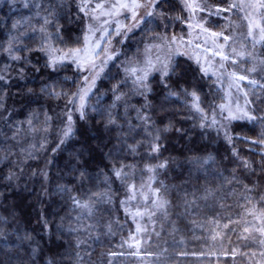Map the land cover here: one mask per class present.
I'll list each match as a JSON object with an SVG mask.
<instances>
[{"label": "trees", "instance_id": "trees-1", "mask_svg": "<svg viewBox=\"0 0 264 264\" xmlns=\"http://www.w3.org/2000/svg\"><path fill=\"white\" fill-rule=\"evenodd\" d=\"M206 2L229 17L233 0ZM156 9L166 21L152 33L183 30L179 0H160ZM225 17L208 26L239 50L231 51L235 72L258 81L242 83L256 119L230 122L225 132L204 124L191 94L202 115H212L226 91L180 57L136 101L146 103L158 131L154 154L130 133L124 55L98 80L84 119L68 103L84 75L47 61L46 45L83 46L87 19L79 0L0 1V264H264V42L253 43ZM262 17L264 9V25ZM147 38L132 35L123 52ZM68 111L74 132L61 144ZM146 166L155 167L153 188L166 203L154 219L140 221V232L127 197Z\"/></svg>", "mask_w": 264, "mask_h": 264}, {"label": "rangeland", "instance_id": "rangeland-1", "mask_svg": "<svg viewBox=\"0 0 264 264\" xmlns=\"http://www.w3.org/2000/svg\"><path fill=\"white\" fill-rule=\"evenodd\" d=\"M159 1L160 0H155V9L153 10V15L151 17L144 16L145 10L143 8L139 9V15L137 18L139 19L140 17H144V22L139 24V26L137 27L131 28V30L127 32L121 29V33L118 35L111 29L117 27V21L131 27L134 21L125 19V16L130 15L129 13L121 10L120 14L117 16H101L100 20H96L93 18L100 15L101 10L94 7L97 3H103L105 5V9H107V6L111 3H115L116 0H79L81 10L86 15L87 20L84 35V44L81 48L78 49L83 52V49L91 47L97 41L110 40V43L108 44L101 42L100 47H106L109 53L114 54V58L107 61L106 65L103 68V71L100 72L98 77L96 78L95 84L86 98L85 107L88 98L94 92L96 84L101 78L104 71L112 63H114L117 58H120L124 55V58L122 60V70L127 78L128 91L125 92L122 96V102L124 105V110L132 113L130 118L127 117L130 123V133L138 143H143V145L148 146L149 149L151 147L152 149L149 153L154 154L158 153V151L153 150L154 145L159 147L158 131L152 124L151 118L147 113L146 103L142 106H139L140 104L138 105L136 101H140V99L143 98L146 99V96L150 91L149 82L154 75L158 74L162 78H165L166 76L171 74L174 67V62L178 58L184 57L192 60L200 67L201 71L204 74L215 78L219 82V84L224 87L226 91V99L222 104L224 108L222 109L221 105L220 108L214 111L212 115H202L201 111L197 110L198 103L196 99H193L192 102L193 111L196 112V114L202 116L203 123L209 126L217 127L222 132H225L228 129V124H230V122H233L235 120H250L247 118V116L244 115L245 113H247L248 116H253L249 112V102L245 96L247 90L242 85V83H249L252 86L259 85L257 80L249 79L246 75L235 72V70L233 69V65L237 63V60L232 57L231 51L234 52L237 50L234 49L233 51V49L229 46V42L231 41L230 38L226 34L217 32L208 26L210 19L213 17H216L217 20H224L225 16L218 13L221 8H211L206 2L207 0H179L187 13V18L185 20L181 18L179 19L181 20L179 22L181 23V27L183 30H180L177 35H167V33H165L166 29H164L163 32L157 31L154 34L152 33V31L155 26L158 23H161L162 26H164V21H166L156 9ZM252 2H256V0H252ZM242 3H248V0H233V3L231 5H240ZM187 5H198V7L190 8ZM261 10L262 9H258L253 12V15L258 20H260ZM225 11L229 14V17L225 18H230L228 21H226L228 23L232 22L235 27L240 28L239 32L241 34L245 35V37L248 36L253 41V43L264 42L259 41L258 36L256 37V39H253V36L256 35L255 32L253 33V36H249L248 34L249 27L248 21L245 19V16H247L249 12H252V9L247 7H233L230 10L228 8ZM105 19L110 22L109 24H105L103 26L104 28L109 29L107 36L103 35V29L100 28L102 21H104ZM90 26L93 29L92 32H89ZM139 32L147 34L148 42L152 40L154 41L145 43L141 48L137 47L133 52L130 49H127L126 53H124L123 47L128 44L129 38ZM213 33H216L217 35H212ZM225 36L228 37L227 40L224 39ZM72 51L73 50H56L52 45H46L44 48V54L49 65L52 68H57L64 65H72L84 75V78L86 76L90 78V74L87 71L88 65L84 64L83 67H78L77 62H74L71 56ZM237 52L240 54L239 50ZM65 53H69V55L65 57ZM225 56H227L228 59H224L223 57ZM53 57H55L57 60L55 64L51 63ZM60 57L65 58L63 60H60ZM104 58V53L100 52L99 56L95 57V63L97 65H100L101 61ZM157 58H159V60H157ZM146 59H151L153 61V63L155 64V69H160L164 63H167L168 73L167 75H162L160 71L154 69L148 74L147 80L145 81L147 89H138L137 84L133 83V77L130 73H127L125 69L129 67H143V62ZM204 69H207V73L204 72ZM232 73H235L236 76H245L246 79L237 80L235 76L232 75ZM250 81H255V83H250ZM85 85L86 81L84 79L82 88L85 87ZM229 112H231L233 116L242 118L231 119L229 116ZM213 120H215V123H213ZM70 137L64 138V141L69 139ZM154 168L155 167L152 166H146V175L142 176L143 179L140 183H138V185H136V183L134 182L131 183V193L127 197V201L133 207L132 218L139 225L138 229H140V232L145 231L144 224L141 225L140 221H142L143 219L145 223L146 220L154 219L158 213L157 211L159 210V207H154V201L157 203L160 202L159 194H154L158 193V191L153 188V180L155 179V175H153L155 171ZM134 174L135 172L131 171L129 175L133 176ZM145 197H147V199H145ZM137 212L141 213V215H137Z\"/></svg>", "mask_w": 264, "mask_h": 264}, {"label": "snow or ice", "instance_id": "snow-or-ice-1", "mask_svg": "<svg viewBox=\"0 0 264 264\" xmlns=\"http://www.w3.org/2000/svg\"><path fill=\"white\" fill-rule=\"evenodd\" d=\"M187 6L190 8L198 7V5H187ZM94 7L96 9L101 10L100 15L93 17L96 20H100L101 16H104V17L117 16L120 14L121 10H124L125 12L130 14V15L125 16V19L134 21L131 27L124 25L120 23L119 21H117L116 22L117 27L111 29L113 32L119 35L121 33V29L127 32V31H130L131 28L137 27L139 26V24L144 22V17H140L139 19L137 18L139 15V12H138L139 9L143 8L145 10L144 16L151 17L153 15V10L155 9V0H116L115 3L109 4L107 6V9H105V5L103 3H97ZM233 7H247L253 10L252 12H249L247 16H245V19L248 21V27H249L248 34L249 36H253V33L255 32L256 35L253 36V39H256V37L258 36L259 41H264V25H262L260 20L256 19L255 16L253 15V12H255L256 10L264 9V0H256V2H252V0H248V3L246 4H243V3L240 5L233 4L229 6V10ZM45 23H47V21H45ZM109 23L110 22L105 19L104 21H102L100 25V28L103 29L104 36L108 35L109 29L104 28L103 26ZM92 31L93 29L90 26L89 32H92ZM212 35H217V34L213 33ZM224 39L227 40L228 37L225 36ZM101 42L108 44L110 43V40L97 41L91 47L83 49V52L80 49H75L71 52V56L74 62H77L78 67H83L84 64H87L88 65L87 71L90 74V78L88 76L84 78L86 81L85 87L79 89L78 92L75 94V96H73L72 99L68 101L69 104L73 105V110L78 112L80 119H84L85 117L86 98L89 92L91 91L92 87L94 86L96 78L98 77L99 73L103 71V68L106 65L107 61L114 58V54L109 53L106 47L105 48L100 47ZM86 43H87V38H86ZM100 52L104 53L105 58L101 61L100 65H97L95 63V57L99 56ZM68 55L69 53H65V57ZM65 57H60L59 59L63 60ZM12 58L19 59V57L17 56H13ZM223 58L228 59L227 56ZM157 60H159V58H157ZM56 62H57L56 58L53 57L51 63L55 64ZM154 69H155V64L153 63V61L151 59H146L143 62V67H139V68L129 67V68H126L125 71L131 74V76L133 77V83L137 84L138 89L139 88L147 89V85L145 84V81L147 80L148 74ZM155 70L160 71L162 75H167L168 64L164 63L160 69H155ZM252 70L254 71L255 69H252ZM204 72L207 73V69H204ZM232 75L235 76L237 80L246 79L245 76H236L235 73H232ZM3 79L4 77L0 76V80H3ZM250 83H255V81H250ZM54 95L59 97L60 93H54ZM191 95L193 96L194 99L198 100V97H196L195 93H192ZM120 99H121V96L117 94L116 100H120ZM221 108L223 109L224 106L222 105ZM197 110L199 111L200 109L197 107ZM244 115L247 116V118L250 120L256 119L255 116H248L247 113H245ZM229 116L231 119L242 118V117L233 116L231 112H229ZM65 117H66V121H65L66 126L61 130L63 138L59 141V143L61 144L64 143V138H68L72 136L74 132V121H73L72 111L66 112ZM213 123H215V120H213ZM228 139L229 141H231V137H228ZM259 142L264 143V137H262ZM153 150L158 151V146L154 145ZM160 166L163 167V165H160ZM121 172L122 170L116 171L115 176L119 178L121 176ZM154 194H158V193H154ZM145 199H147V197H145ZM77 203L79 202L77 201ZM165 203L166 202L164 201H160L159 203L154 201V207L163 208ZM82 206L87 207V205H82ZM136 214L141 215V213L139 212H137Z\"/></svg>", "mask_w": 264, "mask_h": 264}]
</instances>
